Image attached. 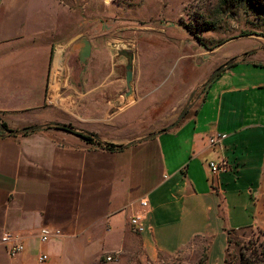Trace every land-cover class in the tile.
<instances>
[{
    "label": "crops",
    "instance_id": "obj_1",
    "mask_svg": "<svg viewBox=\"0 0 264 264\" xmlns=\"http://www.w3.org/2000/svg\"><path fill=\"white\" fill-rule=\"evenodd\" d=\"M80 5L0 0V124L61 123L102 140L55 127L0 136V264L145 263L197 238L214 248L229 231L264 230V48L212 49L185 25L124 19L116 30L91 8L84 22ZM234 58L176 124L193 91ZM223 160L229 171L213 174L210 162ZM15 243L24 251L12 257Z\"/></svg>",
    "mask_w": 264,
    "mask_h": 264
},
{
    "label": "rangeland",
    "instance_id": "obj_2",
    "mask_svg": "<svg viewBox=\"0 0 264 264\" xmlns=\"http://www.w3.org/2000/svg\"><path fill=\"white\" fill-rule=\"evenodd\" d=\"M80 3L84 22L91 21V8L97 11L99 25L110 20L116 30L124 19L126 25L130 22L133 25H185L212 49L220 44H229L226 46L229 49L250 45L264 48V0H80ZM200 91L201 88L196 97ZM231 241L229 248L228 240L226 245L220 241L212 248L213 239L197 238L189 249L172 257L160 256L156 261L148 258L145 263L134 257L131 262L224 264L227 255L232 258L239 256L244 248H257L264 242V235L253 227L244 228L232 232Z\"/></svg>",
    "mask_w": 264,
    "mask_h": 264
},
{
    "label": "water",
    "instance_id": "obj_3",
    "mask_svg": "<svg viewBox=\"0 0 264 264\" xmlns=\"http://www.w3.org/2000/svg\"><path fill=\"white\" fill-rule=\"evenodd\" d=\"M81 48L82 51L80 53V61L82 64L86 65L87 64V60L88 57L90 56V52H91V45L90 42L87 39H83L81 41ZM124 56L128 57L130 59V65L128 66L127 70V83L129 85V87L131 88V83L133 80V73H132V59H133V54L131 52H128V50L124 51L122 53ZM237 61V58L231 59L230 61L226 62L225 64H223L222 66H220L210 77V79L208 81H206L201 87L196 88L193 93L191 94V96L189 97L185 107L183 108V110L181 111L178 119H177V123H179L184 117L185 115L188 113V111L190 110V108L192 107L193 104V100L195 99L196 94L198 93L199 89L204 88L207 86V84L212 81L217 75H219L221 72H223L224 70L228 69L229 67H231L235 62ZM46 127H55L57 129H61V130H65L68 131L70 133L76 134V135H80L82 137H86V136H90L93 137L96 141L102 143V140L99 136L94 135L92 133H89L87 131H83V130H78L74 127H71L69 125H65V124H61V123H49L47 125H33V126H29L26 127L24 129H21L19 131H37V130H41L43 128Z\"/></svg>",
    "mask_w": 264,
    "mask_h": 264
},
{
    "label": "built area",
    "instance_id": "obj_4",
    "mask_svg": "<svg viewBox=\"0 0 264 264\" xmlns=\"http://www.w3.org/2000/svg\"><path fill=\"white\" fill-rule=\"evenodd\" d=\"M225 137H226V135H224V134H219V133L214 134V135L210 136V144L212 146L219 145L224 140ZM209 166H210L212 173L215 175L220 173V172H227L230 169L229 164L225 160L219 161V162L212 161V162H210ZM140 203H141V206L144 208L149 206V201L146 199H142ZM131 225L135 229V231L142 233L145 229L144 223H143V216L140 214H137L134 217H132ZM52 235H53V233L51 232V230H49L47 228H43L41 231V238H42L43 242L48 241ZM12 240L13 239L10 235H6L3 238L4 244H9ZM23 251H24V245L18 244V243L13 244L9 248V254L12 257L18 256ZM47 259H48L47 255H42L39 258V262L41 264H43L45 261H47ZM111 260H112V257H107V261H111Z\"/></svg>",
    "mask_w": 264,
    "mask_h": 264
},
{
    "label": "trees",
    "instance_id": "obj_5",
    "mask_svg": "<svg viewBox=\"0 0 264 264\" xmlns=\"http://www.w3.org/2000/svg\"><path fill=\"white\" fill-rule=\"evenodd\" d=\"M186 28L195 36V34L191 31L190 27L186 26ZM195 38L200 42V43H204L203 41H201L200 38H198L197 36H195ZM205 44V43H204ZM29 131H19V130H11L9 129V127L7 126L6 123H1L0 124V136H5V135H14L17 133H23V134H27ZM85 140H87L90 143H96L98 145H101L102 143L96 141L93 137L90 136H86L84 137ZM106 148L110 149V150H120L123 149L124 146H116V145H106ZM259 231V233L261 235H264V230H257ZM232 232L234 231H229L228 232V248L231 245V235ZM229 252V249L227 251V253ZM224 264H264V242L259 244L257 248H244V250L241 252V254H239V256L237 255L236 257H229V255H227V257L224 260Z\"/></svg>",
    "mask_w": 264,
    "mask_h": 264
}]
</instances>
